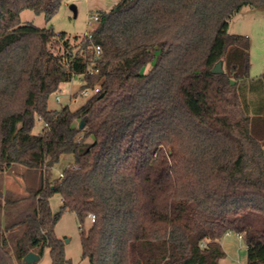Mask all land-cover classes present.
Wrapping results in <instances>:
<instances>
[{"label":"trees","instance_id":"16d2710c","mask_svg":"<svg viewBox=\"0 0 264 264\" xmlns=\"http://www.w3.org/2000/svg\"><path fill=\"white\" fill-rule=\"evenodd\" d=\"M62 1L0 0V178L20 166L26 187L0 181V264L46 247L70 264L55 233L67 210L82 229L95 214L82 239L90 264H224L231 230L247 264H264V74L250 76L249 37L229 31L264 0H121L91 38L21 21L24 9L50 21ZM75 75L98 91L50 109ZM63 154L74 163L53 178Z\"/></svg>","mask_w":264,"mask_h":264},{"label":"rangeland","instance_id":"374dc122","mask_svg":"<svg viewBox=\"0 0 264 264\" xmlns=\"http://www.w3.org/2000/svg\"><path fill=\"white\" fill-rule=\"evenodd\" d=\"M121 0H63L57 14L48 21L44 14L36 13L32 9H24L20 18L23 23H31L40 28L52 29L55 32H67L69 36L84 35L90 32L96 22H90L91 16H96L102 11L110 10ZM74 4L77 14L74 15L70 6ZM229 31L231 33L247 35L250 40V76L252 78L264 74V6L244 5L231 19ZM156 60L143 67L147 71ZM84 82L82 75H75L70 81L63 82L59 90L53 92L48 99L50 109H61L68 105L71 109L82 106L95 92L94 89H82ZM87 90L86 92H83ZM60 97V101L56 97ZM45 127L44 121L36 116L33 128L34 133H40ZM264 139V132L261 135ZM74 163L71 154H63L52 168V177L58 178L66 167ZM22 167H13L0 178L5 189L14 192H24L25 183L20 176ZM50 205L54 213L60 210L61 196L52 195ZM92 221L88 216L81 228L76 212L67 210L62 213L55 224L56 235L63 240L64 252L70 264H90L89 259L83 254V231H88ZM223 248L226 252L221 260L224 264H247V246L236 231L231 230L222 237ZM34 264H53L50 248L46 247L42 257Z\"/></svg>","mask_w":264,"mask_h":264},{"label":"water","instance_id":"95a60500","mask_svg":"<svg viewBox=\"0 0 264 264\" xmlns=\"http://www.w3.org/2000/svg\"><path fill=\"white\" fill-rule=\"evenodd\" d=\"M71 10L73 11L74 15L76 16L77 14V8L74 4H72L70 6ZM211 71L213 73H223L224 72V68H223V61L222 60H219L214 66L213 68L211 69ZM84 124H85V120L82 119L80 121V124H79V128H83L84 127ZM40 255L34 251H30L29 253H27L24 258H23V262L26 263V264H34L36 263L39 259H40Z\"/></svg>","mask_w":264,"mask_h":264},{"label":"built area","instance_id":"2783aa9c","mask_svg":"<svg viewBox=\"0 0 264 264\" xmlns=\"http://www.w3.org/2000/svg\"><path fill=\"white\" fill-rule=\"evenodd\" d=\"M90 19H91L90 22H97V20H98V15H96V16H91ZM88 35H89L90 38L92 37V33L89 32ZM95 52H96V55H97V56H100V55H101V53H102V49H101V47H100L99 45L95 47ZM86 91H87V90H84L83 92H86ZM96 91H98V88L95 89V92H96ZM56 99H57L58 101L61 100L59 96H57ZM62 176H63V173H61L60 177H62ZM89 217H90V220H91L92 222L95 221V214L91 213V214H89ZM239 237L242 238V236H241L240 234H239Z\"/></svg>","mask_w":264,"mask_h":264},{"label":"crops","instance_id":"0c3cea01","mask_svg":"<svg viewBox=\"0 0 264 264\" xmlns=\"http://www.w3.org/2000/svg\"><path fill=\"white\" fill-rule=\"evenodd\" d=\"M229 233V232H228Z\"/></svg>","mask_w":264,"mask_h":264}]
</instances>
